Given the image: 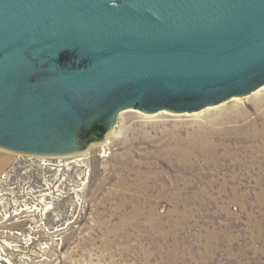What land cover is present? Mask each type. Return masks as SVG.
<instances>
[{
  "label": "rangeland",
  "instance_id": "rangeland-1",
  "mask_svg": "<svg viewBox=\"0 0 264 264\" xmlns=\"http://www.w3.org/2000/svg\"><path fill=\"white\" fill-rule=\"evenodd\" d=\"M0 264H264V88L125 109L81 153L0 148Z\"/></svg>",
  "mask_w": 264,
  "mask_h": 264
},
{
  "label": "water",
  "instance_id": "water-1",
  "mask_svg": "<svg viewBox=\"0 0 264 264\" xmlns=\"http://www.w3.org/2000/svg\"><path fill=\"white\" fill-rule=\"evenodd\" d=\"M263 85L264 0H0V148L81 153L122 110L194 113Z\"/></svg>",
  "mask_w": 264,
  "mask_h": 264
},
{
  "label": "bare ground",
  "instance_id": "bare-ground-1",
  "mask_svg": "<svg viewBox=\"0 0 264 264\" xmlns=\"http://www.w3.org/2000/svg\"><path fill=\"white\" fill-rule=\"evenodd\" d=\"M263 88H264V85H263L262 87H260L259 89H263ZM259 89H257V90H259ZM257 90H256V91H257ZM254 92H255V91H254ZM254 92H253V93H254ZM251 94H252V93H251ZM251 94H250V95H251ZM247 96H249V95H247ZM247 96H245V97H247ZM245 97L236 96V97H232V98H233V100H239V99H242V98H245ZM232 98H231V99H232ZM216 106H217V105H216ZM209 107H215V106H209ZM209 107H206V108H209ZM206 108H205V109H206ZM130 109H132V108H130ZM136 110H137V109H136ZM203 110H204V109H203ZM201 111H202V110H201ZM164 112H166V113L177 114V113H174V112H170V111H168V110H164ZM145 113H147V112H145ZM194 113H195V112H194ZM151 114H153V113H151ZM114 127H115V126H114ZM114 127H113V128H114ZM113 128L111 129V131L113 130ZM111 131H110V132H111ZM110 132H109V133H110ZM108 136H109V134L107 135V137H106L103 141L107 140ZM103 141H102V142H103ZM95 143H101V142H94V143H92V144L89 146V148H91V146L94 145ZM89 148H88V149H89ZM88 149H87V150H88ZM85 151H86V150H85ZM12 159H13V157H12L11 155H8V156L4 157L2 160L4 161L3 163L6 164L7 162L11 161Z\"/></svg>",
  "mask_w": 264,
  "mask_h": 264
},
{
  "label": "flooded vegetation",
  "instance_id": "flooded-vegetation-1",
  "mask_svg": "<svg viewBox=\"0 0 264 264\" xmlns=\"http://www.w3.org/2000/svg\"><path fill=\"white\" fill-rule=\"evenodd\" d=\"M77 141H78L79 145L80 144H82V145L86 144L89 141V128L88 129L81 128V129L78 130V140Z\"/></svg>",
  "mask_w": 264,
  "mask_h": 264
}]
</instances>
